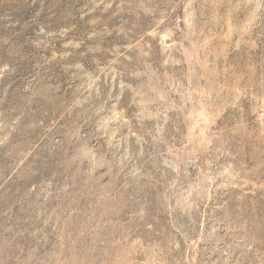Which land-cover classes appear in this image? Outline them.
<instances>
[{
  "label": "rangeland",
  "instance_id": "374dc122",
  "mask_svg": "<svg viewBox=\"0 0 264 264\" xmlns=\"http://www.w3.org/2000/svg\"><path fill=\"white\" fill-rule=\"evenodd\" d=\"M0 264H264V0H0Z\"/></svg>",
  "mask_w": 264,
  "mask_h": 264
}]
</instances>
